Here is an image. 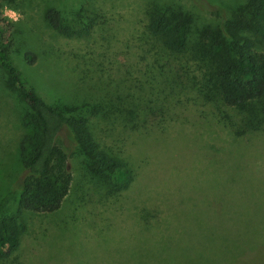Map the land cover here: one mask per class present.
<instances>
[{
  "label": "rangeland",
  "instance_id": "1",
  "mask_svg": "<svg viewBox=\"0 0 264 264\" xmlns=\"http://www.w3.org/2000/svg\"><path fill=\"white\" fill-rule=\"evenodd\" d=\"M236 1L0 0V44L8 45L14 65L45 102L91 105L102 94L120 95L124 79L146 87V80L161 82L174 70L173 78L185 81L186 72L198 73L183 57L154 56L155 47L144 54L145 42L154 41L147 33L151 8L180 5L201 27L216 22L214 8L224 12ZM50 4L66 16L82 7L81 15L93 17L90 33L65 38L52 32L42 18ZM5 7L23 18L11 23L2 15ZM193 84L164 109L159 130L111 132L90 117L98 141L133 163L135 184L117 199H102L75 154L68 159V193L57 210L26 215L11 264H264V137L227 138ZM29 115L0 68V203L9 212L18 195V142L30 131ZM173 171L178 173L167 175ZM156 191L166 214L147 223L130 219L148 194L159 202Z\"/></svg>",
  "mask_w": 264,
  "mask_h": 264
},
{
  "label": "trees",
  "instance_id": "2",
  "mask_svg": "<svg viewBox=\"0 0 264 264\" xmlns=\"http://www.w3.org/2000/svg\"><path fill=\"white\" fill-rule=\"evenodd\" d=\"M82 10L78 7L66 16L50 4L42 18L55 34L81 38L90 33L93 24V17L81 15ZM211 14L217 18L216 22L198 27L180 5L151 8L147 33L154 41L145 42L144 54L155 47L154 56L183 57L185 63L193 62L198 73L189 76L186 72L185 81L176 75L174 79V70L169 79L164 76L161 82L155 78L146 80V87L130 86V80L124 79L120 95L102 94L103 99L91 105L45 102L14 65L8 45L0 44V68L30 114L27 120L30 131L18 142L21 173L17 178L14 211L9 212L0 203V264L15 260L26 215L50 213L59 208L72 179L68 159L75 154L81 158L83 177L101 190L102 199H117L135 184L133 163L128 156L98 141L93 128L97 122L111 132L120 130L126 134H139L153 127L159 130L166 122L164 109L187 93V83L192 81L193 92L211 106L213 122L224 130L227 138L264 137V0H238L226 5L224 12L219 6ZM90 117H95L93 126ZM63 134L68 138L62 141ZM183 167L186 172L188 168ZM158 183L163 186L161 181ZM157 193L160 196L157 204L148 194L140 200L141 207L134 206V211L128 213L130 219L147 223L166 214L160 191Z\"/></svg>",
  "mask_w": 264,
  "mask_h": 264
},
{
  "label": "clouds",
  "instance_id": "3",
  "mask_svg": "<svg viewBox=\"0 0 264 264\" xmlns=\"http://www.w3.org/2000/svg\"><path fill=\"white\" fill-rule=\"evenodd\" d=\"M3 17H5L11 23H18L23 17L21 13L13 10L12 8L5 7L2 12Z\"/></svg>",
  "mask_w": 264,
  "mask_h": 264
}]
</instances>
